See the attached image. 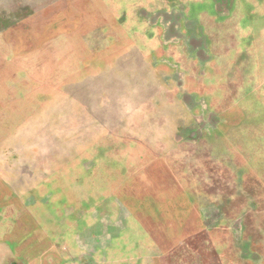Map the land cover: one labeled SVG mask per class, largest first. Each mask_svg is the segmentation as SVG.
Masks as SVG:
<instances>
[{"label":"rangeland","instance_id":"1","mask_svg":"<svg viewBox=\"0 0 264 264\" xmlns=\"http://www.w3.org/2000/svg\"><path fill=\"white\" fill-rule=\"evenodd\" d=\"M52 35L60 66L135 49L106 73L137 143L78 120L99 73L52 101ZM0 264H264V0H0Z\"/></svg>","mask_w":264,"mask_h":264},{"label":"crops","instance_id":"2","mask_svg":"<svg viewBox=\"0 0 264 264\" xmlns=\"http://www.w3.org/2000/svg\"><path fill=\"white\" fill-rule=\"evenodd\" d=\"M69 33L70 32L67 33V36H64L67 37L68 40L71 37ZM54 37L55 35H52L50 42V55L48 56L45 55L46 62L44 63L45 67L47 68L49 66L50 70L45 71V74L42 73V82H41L42 85H44V87L48 85L50 86V95L52 101L55 102V100L58 98L60 94H62V96L65 97L68 102L75 101L73 100L74 99L73 92L76 93L77 90H81L83 95L87 97V95L88 94L90 95L91 93V84L94 82V78L90 76L99 73L100 83H99V92L96 94L97 99L94 102L92 108L88 107L86 101H84V103L82 102L84 104V105L82 104L83 106L78 101V103L81 105L80 110L84 112L83 115L81 114L77 117L78 120H80L81 123H83L84 129L88 128L92 131L99 130L100 132L98 134L101 137L104 138L110 137L116 143H123V144L137 143L138 140L132 137L131 134L129 135V133L126 132L128 129L125 127L126 125L122 123L125 114L119 113L120 108L117 107L118 101L115 99L114 97L115 94L112 92V89L109 87L112 80L109 78L110 75L106 73L107 71H109V73L111 74V72L116 71L117 59H120L121 62H124V60L126 61L128 58H130L131 62L129 64H131V66L133 65V63H137V58H138L137 55L135 54L133 56L134 58L130 56L132 54L131 51L135 49L131 47V45L125 47V45H122L119 42V40L110 39L109 43L111 50L102 56H107V58H112V60L110 61V62L113 61L112 65L108 66L106 63H102L104 61L103 59L98 58L99 59L98 65L100 63L103 64L101 67L99 66V68L97 69L96 68L83 69L84 67H86V62L85 64L83 62L81 64V61L83 60L80 59L82 57L80 56V54L82 53H78L68 48L67 54L65 55L64 53V56L67 57L66 61L64 62L63 60L60 66L58 59L59 54L57 49L55 48L56 39ZM122 49L123 51H120ZM118 51L120 52L117 53ZM124 52L126 53L123 54ZM92 57L93 59L95 57L94 60H96L97 54L95 55L94 53ZM42 69H44V67H42ZM122 71L125 72L128 71V69L121 70V72ZM60 74H61V81H60ZM126 87L128 88L129 84H127ZM107 112L115 113L111 122L107 121V116H106ZM58 121H59L58 114H56L54 115L52 125L57 126Z\"/></svg>","mask_w":264,"mask_h":264},{"label":"water","instance_id":"3","mask_svg":"<svg viewBox=\"0 0 264 264\" xmlns=\"http://www.w3.org/2000/svg\"><path fill=\"white\" fill-rule=\"evenodd\" d=\"M217 148L216 150H219L218 152H220V149L221 148H224V144H219L217 143ZM226 148V147H225ZM223 156V155H222ZM221 156V158L223 159V157ZM227 163L229 164V166L231 167V170L232 172H234V174L238 175V174H244V175H247V174H251V169H249L248 166L242 164V165H239L237 163H235V161L237 160L236 156H233L232 155H227ZM253 172V171H252ZM253 202H250V204H252ZM199 205V201L197 203ZM249 205V202L247 203V205L245 206L246 208L248 207ZM192 210V208H190ZM199 207L196 205L195 207V211L196 212H199ZM243 210V209H242ZM229 214H224V220H228L229 217H228ZM191 220V218L189 219V217L187 216L185 219L183 218L182 219V223H180V225H185L186 223H188L189 221ZM222 221V223H217V225L214 227V226H206L202 221L201 219L200 220H196L195 221V224H194V228H193V234L198 236L199 239L202 241V243L206 244L207 246H210V243L214 240V237L217 236L221 230L224 229V225H226L227 223L225 221ZM193 225V224H192ZM214 227V228H212Z\"/></svg>","mask_w":264,"mask_h":264},{"label":"trees","instance_id":"4","mask_svg":"<svg viewBox=\"0 0 264 264\" xmlns=\"http://www.w3.org/2000/svg\"><path fill=\"white\" fill-rule=\"evenodd\" d=\"M201 221H202L204 224H206V226H210V225H209L210 223H209L208 221H206L204 218H203V219L201 218Z\"/></svg>","mask_w":264,"mask_h":264}]
</instances>
